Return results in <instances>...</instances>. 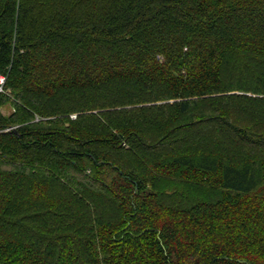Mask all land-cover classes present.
<instances>
[{"label":"trees","instance_id":"1","mask_svg":"<svg viewBox=\"0 0 264 264\" xmlns=\"http://www.w3.org/2000/svg\"><path fill=\"white\" fill-rule=\"evenodd\" d=\"M0 74V264H264V0H0Z\"/></svg>","mask_w":264,"mask_h":264},{"label":"built area","instance_id":"2","mask_svg":"<svg viewBox=\"0 0 264 264\" xmlns=\"http://www.w3.org/2000/svg\"><path fill=\"white\" fill-rule=\"evenodd\" d=\"M6 76L0 74V93L6 92Z\"/></svg>","mask_w":264,"mask_h":264},{"label":"rangeland","instance_id":"3","mask_svg":"<svg viewBox=\"0 0 264 264\" xmlns=\"http://www.w3.org/2000/svg\"><path fill=\"white\" fill-rule=\"evenodd\" d=\"M2 112H3L4 114H9L10 112H12V109H11V107L9 108V107L7 106V107H5V108L2 109Z\"/></svg>","mask_w":264,"mask_h":264}]
</instances>
